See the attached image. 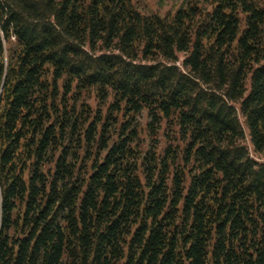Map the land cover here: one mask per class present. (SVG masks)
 Listing matches in <instances>:
<instances>
[{
	"label": "trees",
	"instance_id": "obj_1",
	"mask_svg": "<svg viewBox=\"0 0 264 264\" xmlns=\"http://www.w3.org/2000/svg\"><path fill=\"white\" fill-rule=\"evenodd\" d=\"M264 0H0V264H264Z\"/></svg>",
	"mask_w": 264,
	"mask_h": 264
},
{
	"label": "rangeland",
	"instance_id": "obj_2",
	"mask_svg": "<svg viewBox=\"0 0 264 264\" xmlns=\"http://www.w3.org/2000/svg\"><path fill=\"white\" fill-rule=\"evenodd\" d=\"M182 0H134L138 4L140 9L145 12L156 11L159 13H164L169 10H173ZM246 143L248 144L247 138H245ZM249 145V144H248ZM249 151L257 159L264 160V157L255 155L251 149V146H248Z\"/></svg>",
	"mask_w": 264,
	"mask_h": 264
}]
</instances>
